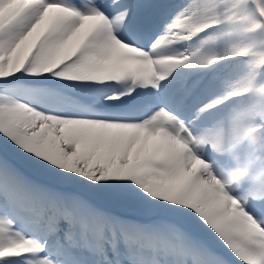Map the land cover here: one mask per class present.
<instances>
[{
    "label": "snow or ice",
    "instance_id": "obj_1",
    "mask_svg": "<svg viewBox=\"0 0 264 264\" xmlns=\"http://www.w3.org/2000/svg\"><path fill=\"white\" fill-rule=\"evenodd\" d=\"M0 264H264V0H0Z\"/></svg>",
    "mask_w": 264,
    "mask_h": 264
}]
</instances>
